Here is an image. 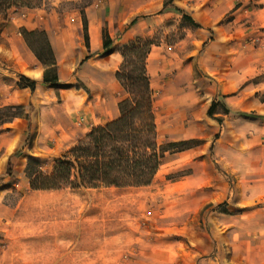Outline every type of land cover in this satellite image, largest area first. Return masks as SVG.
Instances as JSON below:
<instances>
[{"label": "crops", "instance_id": "0c3cea01", "mask_svg": "<svg viewBox=\"0 0 264 264\" xmlns=\"http://www.w3.org/2000/svg\"><path fill=\"white\" fill-rule=\"evenodd\" d=\"M163 2L156 1L155 14L143 15L126 0H99L83 14L87 40L83 18L71 25L60 24L57 29L47 24L39 28L41 19L36 13L28 15L22 8H12L25 19L19 27L25 29L23 32L17 29L16 40L20 46L17 51L22 56L14 55L12 50L5 52L12 69L3 74L14 78L10 83L0 79V109L10 108L12 113L0 120V264L40 261L45 264H264V142L258 143V162L248 161L238 152L233 159V150L239 148L229 141L227 134L236 118L245 127L264 126V39L256 35L259 42L252 48L257 61L256 84L239 90L237 83L227 81L225 64L211 68L205 56L220 40L223 28L217 23L232 10L226 3L219 2L213 12L209 11L211 17L192 13L189 0L171 3L195 22L205 25L195 33L199 44L196 50L203 48L198 69L216 90L213 87L204 108L206 111L211 102L220 100L226 109L208 116L216 124L204 128L205 136L217 135L213 142L214 164L223 172H214L210 163H203L192 174L202 181L216 178L215 190L204 187L195 195L194 190L187 189L186 205H179L183 181L176 180L171 184L176 203L171 212L168 208L157 214L148 211L147 224L145 220L140 225H132V205L136 215L142 214L143 200L139 192L132 194L117 187L30 188L33 175L49 173L53 160L61 157L78 139L93 127L119 116L118 101L124 98L115 77L122 62L119 49L139 33L143 24L161 23L169 14L176 13L161 11ZM250 14L249 9L238 7L233 10L234 19L230 23L240 27L249 22ZM254 22L259 25L262 20ZM24 31L44 33L55 60L58 78L55 85L42 82L46 67L37 58ZM104 35L111 40L105 49ZM246 46L251 49L250 45ZM151 55L150 51L146 68H149L148 62L156 65L167 59ZM158 67L160 78L165 79L173 71L166 64ZM20 75L34 80V88ZM157 94L152 89L154 109ZM251 112L254 117L247 116ZM216 118H221L222 129ZM240 145L247 152L252 149L250 144ZM177 153L181 152L173 154ZM248 165L256 168L249 170ZM227 176L248 184L241 187L238 183L229 188L225 182ZM176 213L187 215L186 221H166L167 214Z\"/></svg>", "mask_w": 264, "mask_h": 264}, {"label": "rangeland", "instance_id": "374dc122", "mask_svg": "<svg viewBox=\"0 0 264 264\" xmlns=\"http://www.w3.org/2000/svg\"><path fill=\"white\" fill-rule=\"evenodd\" d=\"M156 1L126 0V3L136 9L139 14L152 15L157 10ZM38 2L37 6L29 8L23 6L21 8L27 11L28 15L36 13L38 18L41 19L38 25L39 28L43 24H47L50 28L57 29L60 24L71 25L76 19H82L86 8L94 7L99 0H39ZM189 2L193 6L191 9L192 13H196L201 17H211L212 15H210L209 11L213 12V8L218 6L219 2L226 3L227 7H232V10L226 13L217 23L218 26L223 28L219 34L220 40L210 49L205 58L210 63L211 68H218L219 65L225 64L228 73L227 81H231L233 84L237 83L236 87L239 90L247 85L250 87L256 84L259 79L254 77L257 72L254 68L257 65V61L252 48H255L256 43L258 44L259 42L255 39L256 35L264 39V0H189ZM13 7L15 6L0 9V79L2 77V82L6 80V83H10V80L14 78L13 75L3 74L5 70L10 72V69H12L8 58L9 55L6 54V51L12 50L15 52L14 55L22 56L17 51L20 46L16 39L18 37L17 29L21 24H24L21 21L25 19L16 15V12L12 10ZM238 7L249 9L251 13L249 22L244 23L240 27L230 23L234 19L233 10ZM13 16H15V19H13ZM255 19H261L262 22L256 25ZM196 23L201 28L205 26L202 22ZM236 26L239 28H236ZM200 27L187 23L176 13L169 14L164 22H152L149 26L145 24L140 26L139 33L119 49L121 52L124 46L130 42L150 41L152 43L150 47L151 57L154 55L157 57L158 55L160 56L158 57L159 59L167 58L164 59V63L156 65H151L148 62L149 68H146L149 82L152 79L151 89L158 91L155 97L156 108L154 109L158 142L161 144L183 140L199 141V144L191 149L182 151L180 154L166 153L158 172L149 185L123 187L128 191H132V194L139 192L143 200L142 216L136 215L137 210L132 205L130 211L132 225H140L145 220L147 224L149 221V218H147L148 211H153L154 214H157L160 210L162 213L164 209L168 208L171 212L170 209L176 205L172 198L174 192L171 184L176 180L180 179L183 181V192L181 191L182 193L179 194V205H186L185 203L188 200L187 189L194 190L195 195L200 194L204 187L209 188L211 191L215 190L213 184L218 182L216 178L211 177L208 181H202L200 177L192 176L195 169L202 168L203 163L205 165L210 163L214 172H223L217 164H214L213 142L217 135L205 136L204 134L206 125L216 124L209 118L210 116L208 117V109L205 111L204 108L209 94L213 92V87L216 90V86L203 78L202 70L198 69V58L201 56L200 52L203 48L199 51L196 50L199 44L197 42L198 34L195 33L197 28ZM20 29L23 32L25 28L22 27ZM214 36L213 33L210 35L211 40H213ZM27 40L42 60L48 59L42 35L37 33L27 36ZM246 45H250L251 49H247ZM178 60L179 63H177ZM164 64L167 67H172L171 65H173V71L168 72L165 79L160 78L158 67H162ZM121 93L122 97L126 96L123 89ZM214 109L215 113L224 112L225 110L220 100H217ZM252 113H247V116L254 117L255 115ZM216 119L219 122V128L222 129L220 125L221 118ZM236 119L232 120L227 133L229 141L235 143L236 148H239L238 150H233V159L235 158V153L238 152L247 157L248 161L258 162L260 157L258 143L264 142V132H262L264 126L260 128L256 124L252 127H245V125L239 123V118ZM240 144H250L252 149L247 152L245 149H240L242 147ZM196 159L198 161L194 162ZM246 168L251 170L256 168V166L248 165ZM225 182L229 188L237 186L238 183L242 185L241 187L248 184V182H239L229 176L225 178ZM198 216L200 217L201 214L196 215L194 219L197 220ZM170 219L173 222L182 223L186 221L187 215L178 213L167 214L166 221L171 222ZM69 220L66 222L68 223ZM72 221L74 220L70 222ZM39 257L41 256L39 255ZM32 264L45 263L40 261Z\"/></svg>", "mask_w": 264, "mask_h": 264}, {"label": "trees", "instance_id": "16d2710c", "mask_svg": "<svg viewBox=\"0 0 264 264\" xmlns=\"http://www.w3.org/2000/svg\"><path fill=\"white\" fill-rule=\"evenodd\" d=\"M38 1L0 0V9L12 6L34 7L39 4ZM171 3L172 0H164L161 11L172 10L181 14L187 23L200 27L181 8ZM169 4L171 7L168 9ZM82 18L84 37L87 40V23L83 15ZM35 33L26 31L24 36ZM38 33L44 37V49L48 53L46 60H42L36 53L46 67L42 82L55 85L58 78L54 56L44 33ZM110 44L111 40L104 35L103 48ZM151 44L150 41L130 42L120 52L122 62L115 77L126 96L118 101L119 116L92 128L83 138L78 139L61 157L53 160L49 173L33 175L30 178L32 190L147 186L154 179L166 153L182 152L199 144V141L194 140L158 142L152 89L146 70ZM20 78L29 82L30 88H34V80L23 75ZM215 105L216 102H212L208 108V116L216 114ZM11 114L10 108L0 109V120Z\"/></svg>", "mask_w": 264, "mask_h": 264}, {"label": "built area", "instance_id": "2783aa9c", "mask_svg": "<svg viewBox=\"0 0 264 264\" xmlns=\"http://www.w3.org/2000/svg\"><path fill=\"white\" fill-rule=\"evenodd\" d=\"M148 214H149V212H148Z\"/></svg>", "mask_w": 264, "mask_h": 264}]
</instances>
